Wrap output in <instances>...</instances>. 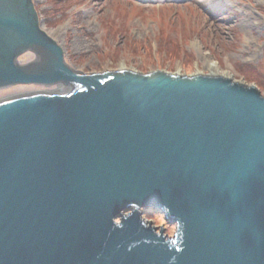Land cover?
<instances>
[{
    "label": "water",
    "instance_id": "water-1",
    "mask_svg": "<svg viewBox=\"0 0 264 264\" xmlns=\"http://www.w3.org/2000/svg\"><path fill=\"white\" fill-rule=\"evenodd\" d=\"M37 17L0 0V89L67 87L0 100V264H264L263 93L72 70ZM28 51L42 59L20 64Z\"/></svg>",
    "mask_w": 264,
    "mask_h": 264
},
{
    "label": "rangeland",
    "instance_id": "rangeland-1",
    "mask_svg": "<svg viewBox=\"0 0 264 264\" xmlns=\"http://www.w3.org/2000/svg\"><path fill=\"white\" fill-rule=\"evenodd\" d=\"M32 2L41 29L60 46L73 70L190 76L208 74L205 68L215 65L227 78L254 85L264 95V0ZM39 55L28 51L18 61L38 63ZM52 87L14 85L0 89V99ZM141 214L156 232L162 228L172 235L174 225L160 211L142 209Z\"/></svg>",
    "mask_w": 264,
    "mask_h": 264
},
{
    "label": "bare ground",
    "instance_id": "bare-ground-1",
    "mask_svg": "<svg viewBox=\"0 0 264 264\" xmlns=\"http://www.w3.org/2000/svg\"><path fill=\"white\" fill-rule=\"evenodd\" d=\"M38 60H40V58L38 57ZM215 64V63H214ZM215 67V65H208L205 69H207L208 70V74L209 75H211V76H222V77H228V76H226L224 73H222V72H220V71H218V69H216V68H214ZM72 69V68H71ZM73 70V69H72ZM120 70H123V69H120ZM201 73V71L200 72H198V73H196V74H200ZM176 74H178V73H176ZM201 75H203V73H201ZM40 86H52V85H40ZM67 89V87H65V85H63V84H60V85H55V88L54 87H52V88H49V89H47V90H42V91H38V93H42V92H44V93H55V92H63V91H65ZM21 94H26V93H18V94H15V95H11V96H8V97H5V98H2L3 100L4 99H7V98H9V97H15V96H18V95H21ZM2 99H0V100H2ZM169 236V235H168ZM170 236H172V235H170Z\"/></svg>",
    "mask_w": 264,
    "mask_h": 264
}]
</instances>
